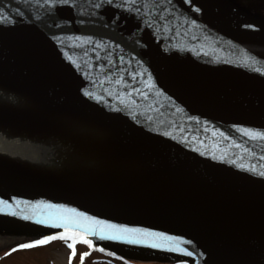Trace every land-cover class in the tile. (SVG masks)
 I'll return each instance as SVG.
<instances>
[{
  "label": "water",
  "instance_id": "1",
  "mask_svg": "<svg viewBox=\"0 0 264 264\" xmlns=\"http://www.w3.org/2000/svg\"><path fill=\"white\" fill-rule=\"evenodd\" d=\"M97 2L76 0L75 7L54 12L40 0H0V17H12L0 20V60L15 67L26 83L49 88L62 105L88 111L143 144L161 146L264 192V177L258 175L264 172V138L249 134L264 132V104L222 97L211 82L229 76L264 83L259 71L264 68V24L241 21L221 0H137L134 9L140 12L96 9ZM84 89L94 96H85ZM14 172L0 167V198L11 205L10 211H0V226L10 230L71 235L119 255L255 264L192 220L127 213ZM12 197L21 201L19 207ZM18 212L57 223L46 226ZM91 217L184 236L193 241L185 246L204 255L188 257L92 235L107 226ZM65 223L67 230L59 226Z\"/></svg>",
  "mask_w": 264,
  "mask_h": 264
},
{
  "label": "bare ground",
  "instance_id": "2",
  "mask_svg": "<svg viewBox=\"0 0 264 264\" xmlns=\"http://www.w3.org/2000/svg\"><path fill=\"white\" fill-rule=\"evenodd\" d=\"M254 1L221 0L264 23L243 9L254 10ZM15 69L0 60V167L127 213L192 220L246 260L264 264L263 191L143 144L88 111L66 107L49 88L26 83ZM211 82L222 97L264 104V83L229 76ZM10 118L21 121L12 130L5 124ZM66 176L72 177L66 181ZM33 236L0 226V245Z\"/></svg>",
  "mask_w": 264,
  "mask_h": 264
},
{
  "label": "snow or ice",
  "instance_id": "3",
  "mask_svg": "<svg viewBox=\"0 0 264 264\" xmlns=\"http://www.w3.org/2000/svg\"><path fill=\"white\" fill-rule=\"evenodd\" d=\"M42 5H46L48 8L52 9L54 12H59L64 6H68L69 8L75 7L76 0H40ZM189 3L192 2V0H188ZM137 3V0H98L97 3H95L94 7L96 9H102L107 6L117 7L121 8L122 10L127 11H136L140 12L139 8L134 9V5ZM193 7H195V4H193ZM197 11L200 9L197 8ZM0 11H3L0 9ZM7 18L9 20L12 19V17L7 16L5 14V17H0V20ZM196 20H192V24H196ZM249 27H256V25H249ZM86 55V53H85ZM69 60L71 61V57H69ZM75 63L74 61H72ZM259 71L264 74V68L259 69ZM117 83H120V81H117ZM83 94L89 98H92L94 96V93L91 91H88L87 89L82 90ZM97 100H100V97H95ZM252 138H264V132H255V133H249ZM168 135H171L168 133ZM222 159V158H221ZM241 168H247V165H240ZM259 176L264 177V172H259ZM11 199L16 200L17 204L16 206L19 207L21 201L17 197H12ZM0 203H3L4 205H7L5 208H0V211H10L11 205L8 204L7 200H3L0 198ZM48 207H56L55 205H52L50 202L47 204ZM73 212H76L75 209H72ZM17 215L24 216L25 219H32L37 221L40 224L46 225V226H54L57 222L53 219H40L38 216H28L23 212L16 213ZM79 215L87 216V213H79ZM91 220L95 221L96 224H102L107 226V230L102 228L99 233H91L92 235H100V236H110L113 240H119V241H128L133 244H139V245H148L156 249L161 250H167V251H174L179 254L186 255L188 257H192L194 255H200L203 256L204 253H197L194 249H191L185 245H192V240H186L184 236H173L170 235L167 232H161V231H155L150 228H139V227H130L129 225H118V224H112L110 221H101L98 220L96 217H91ZM60 227H63L67 230L68 225L60 224ZM59 236L60 234H55ZM51 236H42L40 239L30 241L28 244H20L16 245L15 247H26L31 245H38L40 243H43L49 239H51ZM85 243L91 244L90 240L85 239ZM73 247V255L75 254V247L74 245H70ZM103 250V249H101ZM87 255V253L81 254V259H83V256ZM112 255H116L115 253H112ZM71 260V256H70ZM177 264H188L186 260L178 259Z\"/></svg>",
  "mask_w": 264,
  "mask_h": 264
},
{
  "label": "rangeland",
  "instance_id": "4",
  "mask_svg": "<svg viewBox=\"0 0 264 264\" xmlns=\"http://www.w3.org/2000/svg\"><path fill=\"white\" fill-rule=\"evenodd\" d=\"M262 2V0H256ZM263 12V11H262ZM261 12L260 16L263 15ZM14 117L13 114L10 115ZM23 121V120H22ZM20 120L7 119L9 130L15 129L20 124ZM50 122V121H49ZM24 124V123H23ZM56 124V123H55ZM74 175V173H72ZM72 177V176H71ZM71 177L67 178L66 181ZM33 236L23 242L0 245V264H177L164 260H156L152 257L119 255V258L94 251L91 246L80 244L71 240L52 242L46 245H31L26 247H15L20 244H28L30 241L40 239L42 236ZM235 242V241H234ZM236 243V242H235ZM74 245L75 254L73 255ZM87 253L81 259V254ZM71 256V260H70Z\"/></svg>",
  "mask_w": 264,
  "mask_h": 264
},
{
  "label": "flooded vegetation",
  "instance_id": "5",
  "mask_svg": "<svg viewBox=\"0 0 264 264\" xmlns=\"http://www.w3.org/2000/svg\"><path fill=\"white\" fill-rule=\"evenodd\" d=\"M19 117V116H18ZM21 120H23L24 118L21 116V117H19ZM25 119H26V117H25ZM29 119V118H28ZM56 122H54V124H55ZM83 139V138H82ZM79 142H81V141H79ZM78 142V143H79Z\"/></svg>",
  "mask_w": 264,
  "mask_h": 264
}]
</instances>
